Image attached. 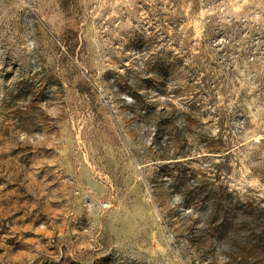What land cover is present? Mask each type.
I'll list each match as a JSON object with an SVG mask.
<instances>
[{"label":"rangeland","instance_id":"1","mask_svg":"<svg viewBox=\"0 0 264 264\" xmlns=\"http://www.w3.org/2000/svg\"><path fill=\"white\" fill-rule=\"evenodd\" d=\"M0 264H264V0H0Z\"/></svg>","mask_w":264,"mask_h":264}]
</instances>
